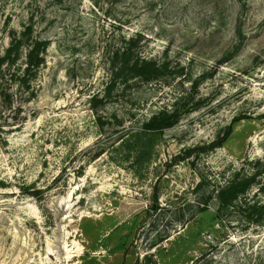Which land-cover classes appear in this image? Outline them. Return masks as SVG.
<instances>
[{"label":"rangeland","instance_id":"1","mask_svg":"<svg viewBox=\"0 0 264 264\" xmlns=\"http://www.w3.org/2000/svg\"><path fill=\"white\" fill-rule=\"evenodd\" d=\"M2 89L0 264H264V0H0Z\"/></svg>","mask_w":264,"mask_h":264},{"label":"trees","instance_id":"2","mask_svg":"<svg viewBox=\"0 0 264 264\" xmlns=\"http://www.w3.org/2000/svg\"><path fill=\"white\" fill-rule=\"evenodd\" d=\"M18 41L19 40L17 39L15 40V42ZM19 44L20 42L13 44V46L7 50V54L3 58L9 60V62L15 60L19 50ZM34 53H35L34 50H32L30 53L29 58L31 59V61L28 65L29 67L30 65L32 66L35 65L33 61ZM156 65L157 63L155 61H153L152 59L148 60L146 58L137 59L133 63V67H135V69L139 71V73L137 74H139V76L142 77L143 81H151L154 78V76H156L155 72L158 70ZM19 75L20 74L15 75L13 73L11 80H13L14 76L17 77ZM0 97L3 102L11 105V99H12L11 91H7V89L0 90ZM95 111L99 124L102 126L103 119L100 116L98 109H95ZM177 112H178L177 109L171 110L169 108H164L162 111L155 114L148 122L145 123L144 132L148 133L151 131L161 130L163 128L172 126L176 120L175 117ZM0 130H3L2 125H0ZM232 132H233L232 129L228 130L225 133L224 138L228 139L232 134ZM256 175L257 173L255 175H249L245 177H240L236 175L228 183H226V185L220 186L217 193V198L220 201V203H222V205L224 206H234L233 204L236 203L241 198L242 195L248 193L251 187L255 184L254 182ZM200 204H205V202L202 201V203L200 202Z\"/></svg>","mask_w":264,"mask_h":264}]
</instances>
